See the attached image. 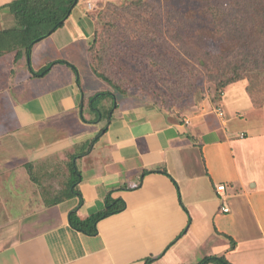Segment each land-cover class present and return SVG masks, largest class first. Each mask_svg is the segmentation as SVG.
<instances>
[{
  "label": "crops",
  "instance_id": "obj_1",
  "mask_svg": "<svg viewBox=\"0 0 264 264\" xmlns=\"http://www.w3.org/2000/svg\"><path fill=\"white\" fill-rule=\"evenodd\" d=\"M11 1L0 0V30L14 24L3 8ZM46 39L33 46L30 63L47 65L37 56ZM2 57L0 264H144L148 257L153 258L150 264H193L200 260L199 254L206 256L192 252L203 228L193 221L194 214L196 220L207 219L206 225L224 241L218 249L214 247L217 255L230 264H264V103H255L250 96L239 99L245 107L236 109L237 117L244 119L240 129L232 122L228 106L222 109L223 117L215 112L209 121L202 116L171 117L154 107L114 100V112L119 114L111 113L106 131L87 149L83 144L99 132L105 119L93 106L90 93L87 101L94 115L84 114L87 93L75 87L73 68L56 60L39 78L30 71L21 75L16 71L9 82L6 75L14 65L12 58ZM56 67H60L62 83L55 86H67L68 93L57 92L55 98L53 90H45L19 99L11 94L8 86H24L32 77L37 84ZM215 146L220 149H211ZM235 150L246 161L243 170ZM66 153L68 162L75 156L80 172L79 218L102 213L108 194L126 203L123 211L98 221L96 235L83 234L68 223V212L78 205L77 196L45 204L68 181L63 179V187L44 184L46 161ZM36 161H41L35 169L37 181L25 166ZM161 168L175 180L178 190L166 174L154 171ZM144 170L149 172L143 174ZM219 184L224 185L222 192L216 190ZM16 198L21 206H15ZM10 201L13 204L8 205ZM223 205L228 211H222ZM206 232L210 234L208 226ZM226 235L234 240L233 247L226 245Z\"/></svg>",
  "mask_w": 264,
  "mask_h": 264
},
{
  "label": "rangeland",
  "instance_id": "obj_2",
  "mask_svg": "<svg viewBox=\"0 0 264 264\" xmlns=\"http://www.w3.org/2000/svg\"><path fill=\"white\" fill-rule=\"evenodd\" d=\"M79 1L80 4L71 10L64 24L43 38L47 39L37 56L42 65H47L36 66L35 62L30 63L27 56L25 60L23 47L14 48L12 45L13 49L0 53L3 62V55L8 60L12 58L11 64L14 67L6 75L9 76V82L16 71L19 75L30 71L39 78L53 63H57L54 61H64L69 67L76 68L75 87L83 88L87 93L84 94V114L94 115L87 101L90 93L94 97L93 106L101 110L103 118L108 116L105 114L107 110L110 114L112 110L116 111V108L113 109L114 100L125 101L124 104L128 106L140 104L154 107L171 117L192 120L202 116L209 121L215 117L217 108L224 109L228 106L229 114L231 115V111L233 113L232 122L243 129L244 119L237 117L240 111L236 109L242 111L245 107L240 105L239 99L250 96L255 103H264V0H145L146 3L155 4L159 11V26L153 25L148 29L152 37L150 39L133 38V30L142 29H138L124 11L109 5V2L119 4L126 0ZM215 4L222 8L225 15L218 12L216 23L212 20L211 11ZM142 15L152 17L150 11L142 12ZM181 15L185 16L179 18ZM167 18L174 21H167ZM179 25H190V28L183 30ZM101 40L108 42L105 45L106 52L103 53ZM203 52L208 54L203 55ZM98 54L102 57L99 70L106 72L117 88L108 86L95 73L93 62L95 64L97 61ZM94 56L96 58L93 61ZM59 68H54L37 84L32 77L24 86H8L9 90L11 87V94L15 99L45 90H53L57 98V92H69L67 86H55L61 82ZM230 77L236 80L220 86L225 78ZM100 91L103 94L97 97ZM119 112H114V117ZM220 138L222 144H225L223 136ZM85 147L89 149L88 144ZM212 148L220 149L219 146ZM235 152L237 164L243 170L242 164L246 161H243L241 154L236 150ZM68 160L69 153H66L46 161L48 171L46 175L43 172L44 184L47 183L50 187L59 184L58 186L63 187V179L67 181L70 174ZM19 201L20 198L15 199V206L22 205ZM11 204L13 201L8 205ZM194 215L193 221L203 228L200 234L196 233L199 234L198 245L192 252H200L206 256L217 255L214 247L218 249L219 244L224 241L212 231L208 223L206 225L207 219L196 220V214ZM224 219L228 221L229 218L225 215ZM207 226L210 234L206 232ZM229 238H225L226 245H230ZM199 255L201 260L203 255Z\"/></svg>",
  "mask_w": 264,
  "mask_h": 264
},
{
  "label": "trees",
  "instance_id": "obj_3",
  "mask_svg": "<svg viewBox=\"0 0 264 264\" xmlns=\"http://www.w3.org/2000/svg\"><path fill=\"white\" fill-rule=\"evenodd\" d=\"M79 0H12L11 2L7 3L3 8L7 9V11L13 16L14 24L5 29L0 30V53L9 51L15 47H23L25 50V55L30 58L31 50L33 46L46 37L49 33L53 32L57 27H61L69 14L71 13V10L77 5ZM109 5L112 8H115L117 10L124 11L125 14H128L129 18L132 20V22L138 26V29L142 30H133V38L137 39H150L151 33L149 32V28L153 25L159 26L157 24V21H159V11L157 10V6L155 4L146 3L145 0H126L122 1L119 4H115L112 2H109ZM222 8L217 4H215L212 7V20L216 23L219 17H216V14L218 12H221L223 16H225L222 13ZM150 11V14L152 17L146 18L142 15V12ZM263 15V14H262ZM185 15L179 16V18H182ZM187 17V16H186ZM178 18V20H179ZM167 18V21H174V19ZM177 20V21H178ZM180 26V25H179ZM183 30H187V27L190 28V25L187 27L180 26ZM176 33H179L177 31ZM155 36V35H154ZM152 38V37H151ZM153 40V39H152ZM155 40V38H154ZM102 41V40H101ZM94 41L92 42L91 49L93 48ZM108 42H103L102 52H106V46ZM106 45V46H105ZM99 51V50H98ZM20 54V52H17ZM100 53V52H99ZM208 52H203V55H207ZM96 56L93 57V61L95 60ZM101 54H98L97 61L93 62V69L97 76L105 81L107 84H109L111 87L117 88V85L115 82L112 81L111 77L108 76V74L104 71H100L98 66L100 67L99 61L101 60ZM262 59L264 60V56H262ZM246 60V59H245ZM255 61H257L255 59ZM61 62V60L57 61ZM64 62V61H62ZM66 63V62H64ZM76 72V68L74 66H71ZM47 71V69H46ZM44 71L42 74L46 73ZM38 75V74H37ZM236 78L230 77L225 78L223 82H221L220 86H225L228 83H231L235 81ZM114 107V106H113ZM114 109V108H113ZM113 112V110H112ZM111 112V113H112ZM101 114V110L98 109V114ZM108 116L105 119L104 125L99 130L98 134L92 138L87 140L83 145L86 146L87 144L89 147L94 143L96 139L106 131L107 126L109 122L111 121L112 115L108 113V110L105 112ZM101 117H103V114H101ZM84 121H86L83 118ZM83 154H80L81 156ZM75 156H70V161L68 162V168H69V176L67 184L58 190L57 194L51 195L50 201L46 202V205H53L58 202H61L62 200L68 199L73 196H77L79 198L78 205L70 210L68 212V223L69 225L86 235H96L97 234V223L99 220L108 217L112 214L119 213L123 211L126 207V203L122 198H113L108 194L105 197V209L102 213H92L89 214L85 218H79L77 216V210L83 203V198L81 195V192L76 188L77 183L80 179V172L75 164V161L73 159ZM41 161L36 162H28L25 166L29 172V175L32 179L35 181L38 180L37 174H36V167H38L37 163ZM161 173L166 174L172 182L175 184L177 190L178 186L175 180L167 173L165 168H161L158 170ZM149 170H144L143 174L148 173ZM178 201L181 207L186 211L187 215L188 212L186 208L184 207L180 193L178 191ZM190 222V217L188 215V223ZM185 230H182L181 234L184 233ZM226 237H229L226 235ZM230 240V247L234 246V240L232 238H229ZM153 261V258H146L144 261V264H150ZM230 264L228 260L223 255H210V256H204L199 260L197 263L194 264Z\"/></svg>",
  "mask_w": 264,
  "mask_h": 264
},
{
  "label": "built area",
  "instance_id": "obj_4",
  "mask_svg": "<svg viewBox=\"0 0 264 264\" xmlns=\"http://www.w3.org/2000/svg\"><path fill=\"white\" fill-rule=\"evenodd\" d=\"M88 6H89V4H88ZM216 113L219 117H223V111L221 108H217ZM216 190L219 192H222L224 190V185H222V184L217 185ZM221 209H222V211H225V212L228 211V207L226 205H223L221 207Z\"/></svg>",
  "mask_w": 264,
  "mask_h": 264
}]
</instances>
